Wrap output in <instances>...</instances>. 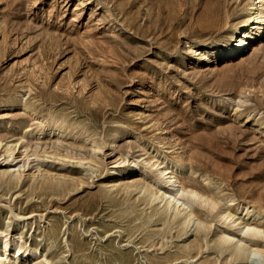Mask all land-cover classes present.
Segmentation results:
<instances>
[{
    "label": "rangeland",
    "instance_id": "obj_1",
    "mask_svg": "<svg viewBox=\"0 0 264 264\" xmlns=\"http://www.w3.org/2000/svg\"><path fill=\"white\" fill-rule=\"evenodd\" d=\"M224 2L228 22L214 24L211 10ZM251 2L0 0V143L18 142L13 156L25 144L29 156L24 169L0 157V241L10 242L0 256L18 247L33 250L20 264L229 261L215 242L222 230L239 236L238 226L219 212H259L250 220L264 224V34L224 62L189 51L225 53L214 44ZM51 124L66 130L60 140L36 134ZM134 161L133 174L107 179ZM179 161L186 184L218 200L211 212L190 207L205 235L196 221L178 231L163 203L128 187L154 182L152 162ZM197 237V255L165 262ZM233 264L264 258L245 252Z\"/></svg>",
    "mask_w": 264,
    "mask_h": 264
},
{
    "label": "bare ground",
    "instance_id": "obj_2",
    "mask_svg": "<svg viewBox=\"0 0 264 264\" xmlns=\"http://www.w3.org/2000/svg\"><path fill=\"white\" fill-rule=\"evenodd\" d=\"M228 7L229 5L226 2H224L223 5H216L214 9L211 10L213 14V18H214V24H219L221 21H223L222 20L223 17L227 18L228 10H229ZM243 18H244L243 19L244 21L240 25L235 27V29L230 35H227L228 36L227 38L229 39L227 38L220 39L218 42L214 44V48H221L227 45L228 47L226 48L227 50L221 56L207 57L206 53H208L210 48H206V47L197 48V49H194L195 47H192L190 48L189 52L193 53L194 55H198L199 56V58L197 57L198 59L200 58L202 59L205 57L208 63L217 61V60H221L224 62L234 57L235 56L234 54L236 52H237L236 54L245 52L248 46V43L250 41L251 42L253 41V43L255 42V44H257L261 40L262 35L264 34V0H252V2L249 4V7L246 8V13ZM225 21H223V24ZM226 23L224 25H226ZM255 44L249 50L254 49ZM241 104L242 103H240V105ZM65 131L66 130L63 127H56L54 126V124H51L46 127L45 125L41 126L37 130L36 134L47 133L46 136L49 137L50 135H53V136L55 135L56 138L60 140V137L64 135ZM119 134L120 132L113 133L111 135L112 139L110 140V142L113 139H115V137H117ZM47 139L48 138H46V140ZM17 143L16 142L10 143V144L5 143L4 144L5 148L2 149L3 147H1L2 146L1 145L2 142H1L0 143V157L2 158L3 156L2 161L7 160L8 157H11L12 158L11 161L21 162L22 167L24 169V166H27V164L29 163L26 161L29 159V156L26 154V150L28 146L25 144L20 145L19 148L23 149V150L20 149L21 150L20 155L13 156V151L15 147L17 146ZM97 148L98 146L95 145L93 147V150H96ZM120 166L121 165H119L118 167ZM151 166L152 167L154 166L156 170V178L154 179L153 183L148 180L141 179L138 182L129 183L128 187L140 189V191H142L144 194V200L150 204L151 203H154V204L163 203L164 210L166 212H169V211L172 212L173 215L171 216L170 220L171 222L176 224L178 231H183L184 228L187 227L190 222L196 221L200 225L199 228L197 229V232L198 233L200 232L202 233V235H205L206 231L208 230L206 223L203 220L199 219L196 216V211L192 210L190 207L193 205H199L201 207L207 206L206 211L211 212L215 210L218 205V200L215 198V196L213 194L208 193L205 190L199 191L196 188L190 185H187L186 184L187 178L186 180H183L180 177V168L183 167V163L180 161L179 162H169L168 164L162 165L161 167H159V164H156V162H152ZM118 167H114V169L108 171L107 179H113L116 176H119L120 174L121 175L133 174L135 170L139 168L137 162L135 161L132 162L127 167H124V168H118ZM17 173L18 174L15 178H16V181L18 182V180L21 177V174L19 173V170L17 171ZM5 175H6V172L0 173V178L1 177L4 178ZM10 176L12 178L14 175L10 174ZM236 210L237 209H235V212H234L229 207H227L225 209H222L219 212L220 218H223L225 221L229 219L230 221L229 223H225L224 225L232 224V226H238L237 231L239 232V236L237 235L235 237L229 232H226L225 230L224 231L222 230L220 231V233H218L219 235L217 237L218 239L216 240L215 245L220 247L221 253L228 251L229 252L228 255L230 257L228 262H223L222 264H233L234 261H238L242 259L245 252H251L254 254H258L264 258V244L261 241H259V240L264 239V224L254 223L250 220L251 217L254 218L253 220L255 219L260 220L262 218L260 216V213L252 211V213L245 212L244 214L240 215V213H237ZM169 222L170 221H168V223ZM6 237L4 238L3 241H0V248L3 249L2 251H4V253L9 247L8 243H10ZM247 238L249 240L252 239L253 243L247 244L248 243V240H246ZM201 248H202V245H201L200 239L197 237L190 244L186 245L183 248H179L178 251L174 253L173 255H168L165 259V262L171 263V262L177 261L184 257H191L194 255H197L200 252ZM20 250L21 249H19L18 247L15 250H13V254L11 255V257L6 256L5 258H3L4 256L3 257L0 256V264H20L21 261H24L23 259H25L29 254L33 253V250L31 249L25 250V251H20ZM203 264H215V262H212L207 259Z\"/></svg>",
    "mask_w": 264,
    "mask_h": 264
}]
</instances>
